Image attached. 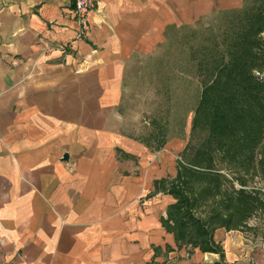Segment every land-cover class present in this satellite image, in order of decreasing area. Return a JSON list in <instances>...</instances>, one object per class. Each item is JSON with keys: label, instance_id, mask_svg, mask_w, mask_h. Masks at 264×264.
Wrapping results in <instances>:
<instances>
[{"label": "crops", "instance_id": "crops-1", "mask_svg": "<svg viewBox=\"0 0 264 264\" xmlns=\"http://www.w3.org/2000/svg\"><path fill=\"white\" fill-rule=\"evenodd\" d=\"M71 4L0 0V264L217 262L167 227L193 105L161 80L178 35L241 0H94L80 39Z\"/></svg>", "mask_w": 264, "mask_h": 264}, {"label": "trees", "instance_id": "trees-1", "mask_svg": "<svg viewBox=\"0 0 264 264\" xmlns=\"http://www.w3.org/2000/svg\"><path fill=\"white\" fill-rule=\"evenodd\" d=\"M246 9L251 11L248 14L253 19L251 21L247 17V26L242 34V60H236L230 67L227 62L219 67L214 66L211 69L213 77L201 81L204 82L193 109L191 131L206 128V137L201 145L192 150L188 159L190 144L186 145L182 156H186V162H178L175 177L165 187L175 201L167 215L171 221V225L167 227L180 244L197 248L202 253L217 254L220 262L212 264H222L223 257L220 247L212 241L213 231L218 227L225 231L238 228L253 213L256 204L260 205L254 197L242 191H234L232 197L227 193L224 195L218 188V175L202 170L212 167L210 153L213 151L220 152V157L228 163L244 162L249 167L253 149L264 130V118H255L250 111L242 115L243 109L237 107L233 96L235 94L239 97L242 90L252 93L253 85L260 82L254 80L250 71L264 65V47L259 48V51L254 50L259 44L257 36L264 30V0H260L257 6L250 5ZM246 9L243 7L241 11ZM244 15L247 16L246 13ZM260 113L264 114V110ZM245 119H251L254 125H246ZM259 161L263 170L264 156ZM206 176L211 185L202 186V180ZM209 198L210 203L206 201ZM215 204L218 207L215 208ZM204 206H207L205 218L196 216ZM222 210L225 212L222 213Z\"/></svg>", "mask_w": 264, "mask_h": 264}, {"label": "rangeland", "instance_id": "rangeland-1", "mask_svg": "<svg viewBox=\"0 0 264 264\" xmlns=\"http://www.w3.org/2000/svg\"><path fill=\"white\" fill-rule=\"evenodd\" d=\"M241 2V6L246 9L250 5L257 6L260 0H241ZM248 12L250 14L251 11L246 9V11L242 10L234 14L213 13L199 18L196 23L186 28L182 34H179L178 43L176 47L171 46L169 61L164 66L166 72L163 71L162 73V90L169 87L171 90H176L178 94V92L185 89L188 94H191L194 109L198 101L199 91L204 82L201 81L209 80L214 75H211V69L214 66L219 67L226 62L230 67L231 64H235L236 60H242L240 59L244 45L241 42L242 34L247 26V17L251 21L253 19V17L249 16ZM245 13L247 16L244 15ZM257 38L259 44L254 50L259 51V48L264 47V30ZM162 58L164 57L162 56ZM250 74L255 81L260 83L253 85L252 93L242 90V94L239 97H236L234 94V102L238 105L237 107L240 106L243 109L241 110L242 115L250 111L254 113L255 118L256 116L264 118V114L260 113L264 110V65L259 68L254 67L250 71ZM244 84L247 85V83ZM258 90L259 92L257 93ZM183 100L184 98L178 94L177 102L180 103ZM186 100L188 103L189 96ZM262 107L263 109H261ZM244 123L248 126L254 125L251 119H245ZM206 134V128H198L192 132L189 142L190 151L187 152V159L191 157L192 150L204 142ZM220 156V152L213 151L210 153L212 167L206 170L202 169L204 172L218 175L219 191L223 192L224 195L226 193L229 194L230 197H232L234 191H242L246 195H251L260 203V205L256 204V209L242 221V225L238 228L228 231H225L221 227L216 228H221L225 232H235L241 238L240 246L246 248L243 249V254L241 255L240 250L236 249L237 245H234L232 250L237 251L234 253L237 259H233L234 261L227 263L224 261V252L226 251L223 248L225 246L222 248L218 243H214L222 250L223 257L221 263L264 264V168L263 170L261 169L259 161L260 157L264 156V130L257 146L253 149L252 161L249 167L244 162H240L239 164L228 163L227 160ZM182 161L186 162V156L182 157ZM209 184L211 185L209 177L206 176L202 180V186H209ZM206 201L210 203L211 198ZM216 207H218V204H215ZM206 212L207 206H204L198 212L199 214L196 213V216L205 218ZM224 212L222 210V213ZM204 262H208V260ZM217 262H220L219 256Z\"/></svg>", "mask_w": 264, "mask_h": 264}, {"label": "built area", "instance_id": "built-area-1", "mask_svg": "<svg viewBox=\"0 0 264 264\" xmlns=\"http://www.w3.org/2000/svg\"><path fill=\"white\" fill-rule=\"evenodd\" d=\"M94 0H72L71 15L76 23L77 29L75 32V38L80 39L84 36L88 24L87 14L93 9Z\"/></svg>", "mask_w": 264, "mask_h": 264}]
</instances>
